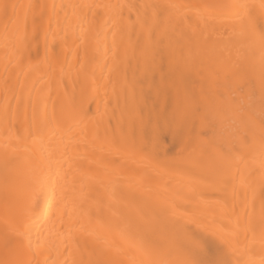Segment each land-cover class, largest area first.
Returning <instances> with one entry per match:
<instances>
[{
    "label": "bare ground",
    "instance_id": "obj_1",
    "mask_svg": "<svg viewBox=\"0 0 264 264\" xmlns=\"http://www.w3.org/2000/svg\"><path fill=\"white\" fill-rule=\"evenodd\" d=\"M229 2L0 0V264H140L147 258L141 241L164 242L178 224H190L229 258L236 249L239 258L260 264L258 124L244 159L232 154L231 142L248 133L249 110L259 120L261 48L258 41L256 51L248 42L240 48L239 22L220 7ZM162 4L171 11L158 13ZM145 16L154 25L141 26ZM152 30L181 41L166 47L147 39ZM238 48L253 67L243 95L235 93L243 102L237 108L221 95L238 86ZM220 50L234 62L219 60L215 76L206 68L213 58L206 57ZM192 57L201 69L200 62L189 67ZM177 81L190 96L195 84L206 89L198 98L214 133L224 117L242 110L232 120L237 126L223 124L225 151L213 143L210 152L182 150L193 120L174 118ZM158 118L178 154L150 138L151 127L143 128ZM155 179L161 181L157 190L150 188ZM205 192L219 196L218 203L208 196L194 200ZM250 214L254 230L245 239Z\"/></svg>",
    "mask_w": 264,
    "mask_h": 264
},
{
    "label": "snow or ice",
    "instance_id": "obj_2",
    "mask_svg": "<svg viewBox=\"0 0 264 264\" xmlns=\"http://www.w3.org/2000/svg\"><path fill=\"white\" fill-rule=\"evenodd\" d=\"M220 7L227 9L228 14L239 22V30L235 35L240 41V48H243L244 42L255 41L259 42L261 48L259 120L256 121L254 113L249 110L247 121L251 127L246 135L239 137L238 143L233 146L232 154L237 160H242L252 150L256 142L255 127L258 124L260 155L264 161V0H257V2L231 0ZM257 17L260 21L259 27ZM240 48L237 50L240 62L235 75L237 82L243 83L253 66L244 57ZM179 76H182V73ZM174 118L185 122L189 119L193 121L199 119L202 124L209 122L208 113L200 110V102L196 97L190 96L179 82L176 84ZM237 229H240L239 223ZM252 230H254V224L250 214L247 224L243 227L245 239L248 232ZM238 234L239 231L233 232V236ZM260 235L261 244L264 247V201L260 206ZM5 243L7 244L8 241L6 240ZM141 247L147 258L140 264H255L252 260L239 258L241 255L239 250L232 249L233 257L229 258L223 248L211 247L207 238L190 224L175 226L164 242L159 239L141 241ZM5 264H32V262L30 260L11 261ZM260 264H264V259L260 261Z\"/></svg>",
    "mask_w": 264,
    "mask_h": 264
},
{
    "label": "rangeland",
    "instance_id": "obj_3",
    "mask_svg": "<svg viewBox=\"0 0 264 264\" xmlns=\"http://www.w3.org/2000/svg\"><path fill=\"white\" fill-rule=\"evenodd\" d=\"M169 1H172V0H169ZM163 8H165L166 9V11H171V8L170 7H166V6H164L163 4L161 5V7L159 8V10H158V13L160 12L161 14H162V10H163ZM181 8H184V6H182ZM185 9H189V10H191V11H195L196 9H195V7H188V6H186L185 7ZM200 11H202L201 9H200ZM42 22V21H41ZM148 24H151V25H154V21L151 19V18H149L148 16H145V18H144V20L142 21V25L141 26H146V25H148ZM147 39H149V40H151V41H154V40H157L159 43H161V44H165V46L166 47H171V46H173V45H175V44H177V43H179L180 41H181V38L177 35V34H172V35H170V34H168V32H162L161 34H159V35H156V32L154 31V30H152L151 32H150V34H149V36H148V38ZM35 42L38 44V42H39V36H36L35 37ZM202 40H204L205 42H206V44L207 43H209L210 42V37L208 36V35H205L204 37H203V39ZM201 40V41H202ZM203 41V42H204ZM207 41H209V42H207ZM255 43L257 44V42L255 41ZM252 45L254 46V49H255V46H256V49H255V51L257 50V45H259V44H257V45H254L253 44V42H252ZM253 49V50H254ZM223 50H225V49H223ZM222 50V51H223ZM221 51V50H220ZM219 52V55L218 56H209V54H207L208 55V57H206V58H208V59H212V60H207V61H209L210 63L208 64L207 63V61H206V59H205V61H206V63L208 64V67H206L207 69H210L211 71H212V69H213V72L212 73H216L215 74V76L217 75V71H215V65L217 64V62L219 61V60H223V61H227V63L229 62V60H231V62L233 63L234 62V60H232L233 58H228V55H227V53L226 52ZM217 53V52H216ZM218 54V53H217ZM203 55L205 56V54L203 53ZM206 55V56H207ZM213 55H216V54H213ZM257 55V54H256ZM170 57H173V54H172V52L170 51L168 54H167V58H170ZM194 58H197L196 56H193ZM193 57L190 59V64H189V67L191 66L192 68H193V66H194V68L198 65V63L197 62H200L201 60H199V59H196V61L193 59ZM199 58V57H198ZM201 58V57H200ZM202 59V58H201ZM229 59V60H228ZM255 59V58H254ZM202 60H204V58L202 59ZM257 60V59H256ZM204 61V62H205ZM214 61V62H213ZM194 62V63H193ZM231 62H229L230 64H231ZM257 63H258V61H256ZM197 63V64H196ZM228 63V64H229ZM194 64V65H193ZM200 64L201 65H199L198 66V68H197V70H199V69H201L200 67H203V65L204 64H202L201 62H200ZM229 64V65H230ZM206 65V64H205ZM151 66V65H150ZM150 66H148V68H150ZM163 66V65H162ZM231 66V65H230ZM209 70V71H210ZM210 71V72H211ZM199 72V71H198ZM198 72H196V73H198ZM199 74H200V72H199ZM173 77H175V76H173ZM183 77V76H182ZM176 81V80H175ZM178 82V81H177ZM238 83V84H237ZM236 83V85H238V86H236L234 89H235V92H233L234 91V89H229L230 90V92H232V94H230V92L228 93V94H223V95H221L222 96V100H225V97L227 96V97H229V96H231V99L232 100H234V104L236 105V107L238 108V106H242V104H243V102H242V100H241V98L239 97V96H237L235 93H236V91L240 94V96L241 95H243V91L245 90V88H244V82L243 83H239V82H237ZM175 84V83H174ZM240 84V85H239ZM196 85V87H194L195 89H193L192 90V94H191V96H194V97H196V99L200 102V110H201V112H204V113H207L206 112V108L204 107V105L202 104V100L204 99V98H198V94L200 93V92H202V91H206V89H202V87L200 86V85H197V84H195ZM175 87V88H174ZM172 88H174V89H176V85H173L172 86ZM175 94V93H174ZM225 95V96H224ZM226 97V98H227ZM216 100V99H215ZM221 100V101H222ZM118 99H116V102H117V104H116V106L118 105ZM204 101V100H203ZM218 101V102H217ZM220 100L218 99V100H216V102L217 103H219L220 104V102H219ZM213 102V101H212ZM215 102V101H214ZM168 103V106H171V103L168 101L167 102ZM217 103H215L216 105H217ZM213 105H214V103H212ZM164 108H165V110L166 109H169V108H167V104L166 105H164ZM171 108V107H170ZM234 111V110H233ZM232 111V112H233ZM241 112H242V110L241 109H237V110H235L233 113H227V116H229V114L231 115V116H229V117H227L226 116V112H223V114H225V116L227 117V118H225L224 117V119H223V121H222V123L224 124V127L227 129L228 128V126L226 125V124H229V126H230V124L232 125V126H235L236 124H238L237 122L235 123V125H234V119H236V120H239L238 118H239V116L241 115ZM230 117H232V118H230ZM236 117H238V118H236ZM226 119V120H225ZM232 120H234V121H232ZM209 121H210V118H209ZM212 123H207V124H199L196 120H194L193 122H191L190 123V125H188V130L187 131H184L185 132V134H186V137H187V139L190 141V143L188 144V145H186V147L185 148H182V150H184L185 152H196V151H209L208 150V148H210V146L211 145H213L214 144V146H216L218 149L220 148L221 150L224 148V147H222V145H224V143H221V141L223 142V140H222V136H224V130H225V128L223 127V124H222V127L220 128V131H217L216 130V133L217 132H220L219 134L217 133H214L215 132V130L213 131L212 130V128H213V126H214V128L213 129H216L215 128V125L214 124H212ZM165 125H166V122H164L161 118H158V119H156L155 121H151V122H146L145 124H144V129L145 128H147V127H151L153 130H154V133L153 134H151V135H149L150 136V138H157L158 139V141H159V143L160 144H162V145H164V147H165V149L167 150V152H170V155L172 154V155H174V154H178L179 152V150H181V148L180 147H178V146H175L174 144V140L172 139V138H170L171 136H170V134H169V131L167 130V128L165 127ZM231 126V127H232ZM237 126V125H236ZM233 128V127H232ZM222 129V130H221ZM182 130V128L180 127V126H176V133H179L180 131ZM222 131H223V133H222ZM165 132H167V133H165ZM167 134H168V136H167ZM243 135H245V134H241V136H243ZM131 137H133V136H131ZM225 137V136H224ZM170 138V139H169ZM237 137H234V139L232 140V142H231V146L233 147L234 145H236L237 143H238V141H237ZM173 141V142H172ZM211 143V144H210ZM213 143V144H212ZM202 144V145H201ZM225 146V145H224ZM136 148H137V146H135ZM223 151H225V148L223 149ZM152 154H154L155 156H157V154H158V150L155 148V147H152ZM210 152V151H209ZM169 154V153H168ZM147 175H149V174H147ZM160 184H161V181H159L158 179H155L152 183H151V187L150 188H152V189H154V190H157V188L160 186ZM207 192H205V194L204 193H200V197H198L197 199L195 198L194 200H198V201H200L202 198H205V199H207L208 197H210V199H209V203L210 204H212V205H215V204H217L218 203V199H219V196H217L216 194H206ZM207 198H206V197ZM261 199H263L264 200V192L262 193V195H261ZM193 200V203H195L196 201H194ZM213 200V201H212Z\"/></svg>",
    "mask_w": 264,
    "mask_h": 264
}]
</instances>
